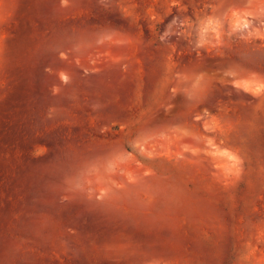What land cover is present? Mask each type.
<instances>
[{"label": "rangeland", "instance_id": "374dc122", "mask_svg": "<svg viewBox=\"0 0 264 264\" xmlns=\"http://www.w3.org/2000/svg\"><path fill=\"white\" fill-rule=\"evenodd\" d=\"M0 264H264V0H0Z\"/></svg>", "mask_w": 264, "mask_h": 264}]
</instances>
